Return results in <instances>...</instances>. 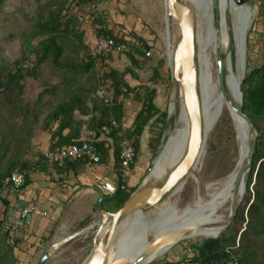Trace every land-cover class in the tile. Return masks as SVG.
<instances>
[{"label":"trees","instance_id":"16d2710c","mask_svg":"<svg viewBox=\"0 0 264 264\" xmlns=\"http://www.w3.org/2000/svg\"><path fill=\"white\" fill-rule=\"evenodd\" d=\"M102 1L54 0L50 4L48 20L37 30L25 35V51L22 57L13 64L0 66V201L5 207H8L9 203L2 195L3 181L13 173L25 175V184L21 189L25 190L31 185L32 176L35 174L49 173L51 170L57 174L76 173L86 165H94L88 160L67 162L62 165L47 162L44 154L34 146V139L39 131L51 135L50 150H52L78 144L83 132L90 130L95 133V145L101 158L99 164H106L110 160L111 148L100 142V137L109 130L108 135L114 141V170L119 178V186L113 195L105 197L102 208L107 212H117L136 189L129 188L121 177L118 145L122 138H128L133 141L136 151L139 152L141 137L147 126L152 120L155 123L165 124L167 113L161 112L155 104L156 90H149L132 131L122 132L120 127L117 129L111 127L113 121L121 123L123 119L124 103L120 98L138 89L132 88L126 81L127 76L138 81V75L134 70L138 62L132 54H129L131 66L123 71L108 69L109 61L93 56L84 42L79 18L72 12L73 6L83 10L96 7ZM1 2L2 0L0 4ZM97 22L101 25L96 27L97 36H110L116 43L125 44L126 50L131 49L141 56L144 55L143 51L128 43L125 38L114 35L107 28L103 18H97ZM35 40L37 42L34 44ZM66 47L73 50L72 57H64ZM31 56H35L34 61L31 60ZM48 61L56 70H66L70 75L68 80L70 83L86 79V85L60 101L43 102L42 93L38 102L30 107L24 99L26 82L29 79L36 80L40 67ZM98 61L101 62L99 70H97ZM123 89H126L127 93H124ZM98 90L107 94L112 93V102L105 104L104 100L96 96ZM241 91L242 110L250 118L253 126L258 127L250 175L246 182L247 194L238 210L235 222L231 225L233 228L240 221L242 224L246 223V227L236 230L233 237L215 242L216 251H223L229 260L217 263L214 260L194 258L178 264H264L257 260L258 243H246L249 236L254 239L264 236V53L262 64L245 75L241 83ZM44 92L54 94L52 90ZM6 116L10 119L9 122L6 120L7 125L3 120ZM159 143L160 140L153 146V154ZM0 242L5 247L0 253V264H20L14 250L6 244L1 231ZM47 242L48 238L43 244ZM227 248L232 252H226Z\"/></svg>","mask_w":264,"mask_h":264},{"label":"rangeland","instance_id":"374dc122","mask_svg":"<svg viewBox=\"0 0 264 264\" xmlns=\"http://www.w3.org/2000/svg\"><path fill=\"white\" fill-rule=\"evenodd\" d=\"M53 1L2 0L0 4V66L13 64L22 57L25 51V35L37 30L48 20L51 11L50 4ZM246 5L255 8L257 15L253 18L246 36L247 55L245 56L244 77L251 70L262 64L264 53V45L262 44L264 42V31H260L261 25L264 24V2L262 0H247ZM72 12L79 18V27L84 33V42L90 48L91 53L98 38L96 27L101 26L98 24L97 18H103L107 28L114 35L127 39L131 45L143 51L144 55L141 56L130 49L126 50L124 54L114 55L108 59L109 62L114 64L108 65V69L112 68L118 71H123L128 66H131L129 54H132L138 62L134 66V70L138 75L139 84L135 87L141 93L125 94L123 103L125 105L142 104L147 92L156 90L155 104L161 112L167 113L165 124L155 123L152 120L147 126L144 151L140 154V158L144 160L147 170L140 180L138 188L143 185L144 179L150 173V166L162 145V139L168 134L167 125L170 119L168 113L177 89L173 80V72L168 66L165 37L168 36L169 39L175 36L180 38L179 26L176 21L168 19L165 0H103L98 6L84 8L83 10H78L73 6ZM36 42L37 40L33 43L35 44ZM220 55H223L222 52ZM72 56L73 50L70 47H66L64 57ZM31 60L34 61L35 56H31ZM160 62H162V65H160ZM100 66L101 62L98 61L97 70L100 69ZM217 74L216 68V77ZM69 79L70 75H68L66 70H56L50 61L46 62L40 67L38 78L36 80L29 79L26 82L25 102L30 107H33L42 93L43 102L60 101L65 96L80 90L86 85L87 81L86 79H80L78 82L70 83ZM45 90H52L54 94L45 93ZM178 96L179 92H177L174 104H176ZM179 113L180 109L177 111L176 107L173 115H177L176 117L178 118ZM225 115L228 117L227 114ZM226 116L221 118L208 135L206 156L200 169L196 172L192 170V173H190L192 175L191 178L188 177L186 179L185 188L178 200L179 208H184L194 198L197 186L204 187L208 183L228 175L234 169L238 160V144L233 125L230 119L228 122ZM3 120L9 122L10 119L6 116V119L3 118ZM7 121L4 122L6 125ZM257 128L255 126L251 128L253 139L258 137ZM158 140H160V143L155 154H153V146L156 145ZM249 175L250 172L248 179ZM130 180L132 179L130 178ZM163 182L164 180H151L149 185L160 187ZM246 194L247 185L245 196ZM245 196L243 200L241 199L235 204H239L237 213L245 200ZM167 198L166 196L163 202L153 210L161 208ZM233 211L234 208H232L230 215L228 214L229 219L226 223V229L216 240L210 236L187 235L183 239L173 242L166 253L151 264H178L194 258L214 260L217 263L229 260L223 254V251H216L215 242L227 237H233L238 229H245L246 223L242 224L240 221L236 223L235 227L231 228L236 217L233 218ZM144 212L147 213L146 211ZM101 219L100 212L97 207H94V213L89 215L82 223H77L70 230H67L65 226H59L55 232L53 231L52 235L48 237V242L57 240L58 249L48 264H83L93 249L92 241ZM65 232L67 234L65 235L66 241L58 242V234ZM69 236L76 237L73 240H69L67 238ZM254 242L258 243L256 249L257 260L264 263V236H260L258 239L249 236V239L247 238L246 240V243L253 244ZM238 245L237 240V247ZM4 250L5 247L0 242V253ZM228 251L231 250L227 248L226 252ZM43 253L38 254L36 258H32V262H27L26 264H37ZM234 257L237 258V256ZM19 262L20 264H25L20 260Z\"/></svg>","mask_w":264,"mask_h":264},{"label":"bare ground","instance_id":"6f19581e","mask_svg":"<svg viewBox=\"0 0 264 264\" xmlns=\"http://www.w3.org/2000/svg\"><path fill=\"white\" fill-rule=\"evenodd\" d=\"M183 1L194 7L197 13L195 61L204 105L205 127L210 134L227 114L228 122L230 119L236 134L238 160L228 175L204 187L197 186L194 198L184 208H179L178 200L187 180L167 196V201L158 210L153 209L164 199L146 210L147 213L138 212L126 218L119 227L106 264H151L161 258L173 242L187 235L219 238L225 230L232 208L245 196L251 168L249 148L253 136L251 127L234 108L240 106L236 91L245 73L242 43L257 10L247 5L238 6L234 0ZM165 44L168 66L173 72L174 47L168 36L165 37ZM221 52L229 80V99L220 89L218 74L216 77L217 58ZM173 80L178 92L174 76ZM177 92L170 105L172 114L175 111ZM189 131L187 111L183 106L150 179L163 180L183 162L189 147ZM205 156L206 152L193 172L200 169ZM191 176L189 175L190 178Z\"/></svg>","mask_w":264,"mask_h":264},{"label":"water","instance_id":"95a60500","mask_svg":"<svg viewBox=\"0 0 264 264\" xmlns=\"http://www.w3.org/2000/svg\"><path fill=\"white\" fill-rule=\"evenodd\" d=\"M165 2L168 19L176 21L180 30V38H176L175 36L171 37L169 40L174 47L173 76L177 80L179 87V96L174 108L177 107V111L178 109L181 111L182 107L185 106L187 111L190 127L188 152L183 162L166 175L163 179L164 182L160 187L149 185L151 180H153L150 179L152 172L157 162L160 160L170 133L175 128L178 120L176 115H173L171 110H169L168 115L170 119L168 120L167 125L168 134L162 139V145L154 157V162H152V165L150 166L151 171L144 179L143 185L139 186L132 193L129 200L117 212H107L102 208L105 199L104 197L98 200L97 209L100 212L102 219L98 224L97 231L92 241L93 249L83 264H106L116 241L117 233L122 221L135 213H143L159 204L166 196L171 194V192L186 181L191 171L196 167L201 156L206 152L205 148L207 146L209 132H207L204 122V105L195 61L197 13L194 7L183 0H165ZM234 2L241 7L246 6L247 4L245 0H234ZM242 49L243 58H246V38L243 40ZM217 61L219 86L223 95L229 99V80L227 71L224 67L223 56L219 54ZM243 79L244 75L236 91L237 96L240 99V106L235 107L234 109L245 119L247 124L253 128L254 126L250 118L242 110L243 93L241 91V83ZM255 142L256 139L254 138L251 147L249 148L251 164L255 151ZM238 206L239 204L234 207L233 218L236 216ZM57 249V240L50 241L45 246V251L37 264H48L51 259H53Z\"/></svg>","mask_w":264,"mask_h":264},{"label":"crops","instance_id":"0c3cea01","mask_svg":"<svg viewBox=\"0 0 264 264\" xmlns=\"http://www.w3.org/2000/svg\"><path fill=\"white\" fill-rule=\"evenodd\" d=\"M260 28V31H264V24ZM262 44L264 45V42ZM109 64L114 65L111 62ZM126 81L132 88L139 84V81L131 76H127ZM142 108V104H124L123 119L121 123H117L122 132L133 130L135 119ZM108 132L109 130L100 137V142L111 148L108 163L86 165L76 173L57 174L51 170L49 173H39L32 176L31 185L26 188V191L37 196L38 211L31 220L30 236L20 240L22 251L18 254V258L21 262H32V258H36L38 254L45 251V246L49 242L44 245L43 241L53 231L55 232L59 226H65L67 230H70L77 223H82L94 213V207H97L100 198L111 196L116 192L119 186V178L114 170V141ZM146 134L147 128L141 137L139 159L131 177L132 180L129 179L127 182L129 188H137L147 170L144 160L140 158V154L144 151ZM50 140L51 135L49 133L39 131L34 139V146L44 154L50 150ZM2 195L10 206L21 197V192L8 188L3 190ZM41 212H47V216L43 217ZM6 217L10 222L15 221V213L11 208H8ZM65 235H67L66 232L58 234V242H64ZM69 237H67L69 240L74 239V237Z\"/></svg>","mask_w":264,"mask_h":264},{"label":"built area","instance_id":"2783aa9c","mask_svg":"<svg viewBox=\"0 0 264 264\" xmlns=\"http://www.w3.org/2000/svg\"><path fill=\"white\" fill-rule=\"evenodd\" d=\"M128 43L129 41L125 39ZM126 50V45L116 43L115 39L100 35L97 38L96 45L92 50L93 56L98 59L108 60L113 55H119ZM127 93L126 89H123ZM135 94L141 93L136 89ZM96 96L104 100L105 104L112 102V93L107 94L102 90H98ZM124 96L120 98L123 101ZM112 128L117 129V122H112ZM119 160L120 174L122 179L127 182L134 173L135 167L139 159V153L136 151L134 143L131 139L122 138L119 143ZM44 159L53 164L62 165L67 162H77L88 160L94 165L100 163V156L95 145V133L90 130H85L81 136L80 142L68 147L55 148L44 153ZM25 184V175L21 173H13L3 181L5 189H12L21 192V197L16 199L10 206L5 207L0 201V231L5 238L6 244L12 248L18 258V254L22 251L20 240L28 238L31 234L32 217L38 211V198L36 195L28 191L21 190ZM8 208H11L15 213V221L10 222L6 217ZM43 217L47 216V212H41ZM19 259V258H18ZM26 264V263H25Z\"/></svg>","mask_w":264,"mask_h":264}]
</instances>
